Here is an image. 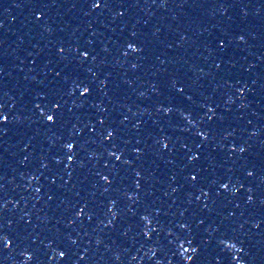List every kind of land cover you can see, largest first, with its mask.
Instances as JSON below:
<instances>
[{
	"label": "water",
	"instance_id": "obj_1",
	"mask_svg": "<svg viewBox=\"0 0 264 264\" xmlns=\"http://www.w3.org/2000/svg\"><path fill=\"white\" fill-rule=\"evenodd\" d=\"M37 8L42 21L32 15ZM0 24V103L9 114L0 131V198L10 201L4 215L13 229L36 241L27 242L35 251L27 264H264V0H112L102 11L85 0H0ZM225 33L220 51L214 41ZM77 48L89 51L86 63ZM85 86L87 98L79 95ZM44 93L62 104L50 130L33 108ZM104 128L116 129L114 140L102 141ZM65 141L76 145L73 161L38 171L40 158L51 159ZM236 144L246 152L233 155ZM251 165L255 179L243 180ZM190 173H198L195 187ZM220 180L231 181L229 191ZM248 187L254 206L245 202ZM85 205L72 223L73 209ZM13 249L0 253V264H25L30 253ZM58 250L68 258L52 259Z\"/></svg>",
	"mask_w": 264,
	"mask_h": 264
},
{
	"label": "snow or ice",
	"instance_id": "obj_2",
	"mask_svg": "<svg viewBox=\"0 0 264 264\" xmlns=\"http://www.w3.org/2000/svg\"><path fill=\"white\" fill-rule=\"evenodd\" d=\"M112 0H85V4L89 5L90 4V9L91 10H101L102 9H108L110 7ZM17 7H19V4L16 5ZM45 7H47V5H45ZM121 17L125 15V13L123 11L118 13ZM33 17L35 20L37 21H42L43 18L46 16V13L43 12V10L41 8H37L33 11L32 13ZM245 15H247V13H245ZM0 27H2V24H0ZM133 35H135V33H133ZM236 35L239 36V40L240 41H244L245 42V35L241 34V33H237ZM133 43L134 42H128L127 43V48L131 49L133 52H143L144 49L142 47H133ZM215 46L218 50L223 51L225 49L226 44L229 43L228 39H227V33H225L222 36H219L215 41ZM105 51H107V49H105ZM66 49L64 46H60L57 50V54L61 55L63 57V55L65 54ZM76 55L82 58V62L86 63L87 59L90 56L89 51L84 48H77L76 49ZM123 55L125 57H127L128 52L125 51L123 53ZM34 63V61H33ZM131 67L133 69H135L137 67L136 64H132ZM215 67L217 69H219L221 67V65L219 63H215ZM2 71V70H0ZM201 71H203L201 69ZM57 76L60 75L59 72L56 73ZM25 79H27V77H25ZM173 88H176V85L173 84ZM177 91L180 94H184L185 93V88L183 86L179 87L177 89ZM58 94H53L51 95V98H49V94L48 93H44L43 96L37 94L36 100L33 101V108L36 110V112H38L39 116L44 120V127L48 128L49 130L54 128L57 124L58 119L60 118V112H58L57 110L60 109L62 107L61 104V100L57 98ZM79 95L81 97L87 98L90 95L89 92V88L88 86H85L83 88L82 91L79 92ZM188 100H191L192 97L189 95L187 96ZM5 107L4 104L0 103V131H3V129L7 128L6 126L9 124V114L5 113L2 109ZM172 109L169 108L167 109V111H171ZM69 111H71V109H69ZM159 111V109H158ZM212 109L209 108V112H211ZM187 119V118H185ZM209 119H211V117H209ZM189 124L192 123L191 120L187 121ZM98 123L103 126L105 124V120L100 119L98 121ZM249 123H251V121H249ZM91 131L95 132L97 131V129L95 127H92ZM116 131V129H112L109 130L108 128H104V130L100 133L101 135V139L103 140H114V135L113 133ZM197 135L200 137H203L204 140L208 139V136L206 135L205 131L200 130L197 132ZM257 136V131L253 130L251 131L250 137H255ZM156 144L160 145L161 141L156 140ZM136 145L135 146V151L137 152L138 156L137 158H139V155L142 154V150L139 147L140 145V141L137 140L136 141ZM76 145L72 142V141H65L62 145L59 146V150L57 151V153L55 155L51 156V159H49L48 157H42L39 160V168L37 169L39 171V169H49V164L54 163L56 166H59L61 164L64 163L65 160L67 161H73V158L75 155H77L76 153L71 152L70 150L73 149ZM185 147H187V145H185ZM250 147V145H249ZM68 149L69 151H63V149ZM162 148L164 150H167L169 148L168 144H162ZM237 149L239 150L240 153H244L246 152V148L241 146V145H235L232 148V154L235 155L237 152ZM63 151V155L61 156V152ZM188 152H191V149H188ZM114 155V153H113ZM59 157V158H58ZM29 159L28 156H25L24 159L20 162L21 164H25V162H27ZM117 160L120 159L119 156L116 157ZM190 159L192 160H199L200 157L198 155H192L190 157ZM47 161V162H46ZM125 163H127V161H124ZM105 167H107V165H105ZM244 176H243V180L245 179H255L256 177V166L255 165H251V166H245L244 169ZM261 171L264 172V163L261 164ZM71 175V173H69V176ZM96 175L98 176H102V179L108 184L111 185L114 182V178H109V175H102L100 172H97ZM33 178L35 179L36 177L33 176ZM0 179H2V177H0ZM186 180L190 179L191 182H195L193 183V187L196 186V183H198V173H190L189 176L185 177ZM52 183H55V180L52 181ZM261 183L264 184V178H262ZM230 184L231 181L228 182H224L223 180L218 181V187L223 189L225 192L230 190ZM240 186L243 187V183H240ZM4 186L2 184H0V189H2ZM108 189L105 188V191H107ZM175 190V189H174ZM239 189H236V191H238ZM36 192L40 191V188L37 187L35 189ZM248 193H250L249 195H247L245 202L248 205L254 206L256 201L254 200V196L251 194L253 193V188L252 187H248L247 189ZM200 195L207 197L208 196V192L204 190L203 187L200 188ZM199 196L196 197L197 200H199ZM48 199H52L51 196L48 197ZM131 199V198H130ZM138 202V201H137ZM8 203H10V201L7 200L6 197L4 198H0V253L3 252H8L13 249V245L15 244L16 248H21V252L20 255L24 256L25 253H30L29 255H27L25 261V264H27V262L33 261L35 258V251H31L29 249V246L27 244V242L29 240H31V242L34 244L36 241L35 239H32V237L27 233V234H22L19 230V228H15L13 229V222L7 220V218L5 217L4 213L7 212V205ZM259 203L264 206V196L261 197ZM87 205L83 206V207H79V209H73V212L76 213V219L72 220V223H76L77 220L81 217L85 215V209H86ZM205 208H208V204L205 203L204 204ZM236 208H240V204H236L235 205ZM109 212H111V209L108 210ZM115 213H112V216L115 217ZM235 213L232 211L229 213V216H234ZM92 215H88L87 219L89 221L92 220ZM21 220H24V217L21 216L20 217ZM142 219H147V217H142ZM82 221V220H80ZM114 221L112 219L108 220V223L105 224V227H108L110 224H113ZM200 224H205V220L204 219H200L199 220ZM262 223H264V220H262ZM27 224H31V220L27 221ZM181 227L184 226L183 223H181L180 225ZM241 227H243V225H241ZM255 227L257 229H260L261 226L260 224H256ZM149 231L155 232L156 229H149ZM124 236H127V232L123 233ZM143 236H148V232H143L142 233ZM169 235H172L171 232H169ZM64 239H67L68 241H70L71 244L75 245L76 241L71 239V235H68L66 237H64ZM177 242L179 243L180 241V237L177 236L176 237ZM97 243H101L100 241H97ZM187 243L189 244V246L192 245V241L188 240ZM221 243H223V240H221ZM236 245L235 242L230 243L227 245V247L229 248H234ZM23 246V247H22ZM180 248L183 249V252H188V248H184V245L181 243L180 244ZM238 252H242L243 248H239L237 249ZM198 249L195 247H192V253H197ZM153 255H155V253H153ZM56 257H59L61 261H64L68 258V253L66 250H58L55 252V255L52 257V259H55ZM117 259H119V257H117ZM133 259H136V257H133ZM187 259L192 261L195 259V257L193 255H188ZM79 260H84V256L81 255L79 256ZM70 264H74L73 262H70Z\"/></svg>",
	"mask_w": 264,
	"mask_h": 264
}]
</instances>
